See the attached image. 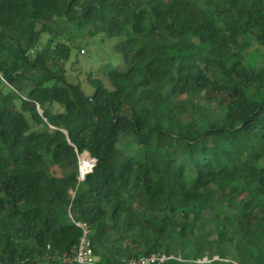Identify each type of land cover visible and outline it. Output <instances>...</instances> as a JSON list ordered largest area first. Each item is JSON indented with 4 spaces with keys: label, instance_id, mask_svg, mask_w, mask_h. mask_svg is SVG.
Wrapping results in <instances>:
<instances>
[{
    "label": "trees",
    "instance_id": "obj_1",
    "mask_svg": "<svg viewBox=\"0 0 264 264\" xmlns=\"http://www.w3.org/2000/svg\"><path fill=\"white\" fill-rule=\"evenodd\" d=\"M68 30L119 38L125 66L90 95ZM259 57L264 0H0V264H80L70 213L93 264H264Z\"/></svg>",
    "mask_w": 264,
    "mask_h": 264
},
{
    "label": "rangeland",
    "instance_id": "obj_2",
    "mask_svg": "<svg viewBox=\"0 0 264 264\" xmlns=\"http://www.w3.org/2000/svg\"><path fill=\"white\" fill-rule=\"evenodd\" d=\"M76 32V31H75ZM72 33L69 30L65 33L67 40L72 48L70 58L65 62L66 77L71 83H80L86 94L90 95L94 92V87L88 82V76L92 73L93 76L103 78L106 80V72L110 69L118 68L123 69L125 66L121 54L115 49V44L118 42V37H110L106 34H98L92 37L89 34L82 35L83 31ZM70 34L73 36H70ZM44 36V41L46 40ZM250 48L247 54L252 50ZM247 62V61H246ZM255 67L264 65V59H255ZM106 82V81H105ZM107 83V82H106ZM53 111L63 112L65 107L62 104L54 103ZM26 116L30 123H34L33 117L30 112H26ZM80 157H78V170L80 172ZM82 163V162H81ZM68 165L60 167L61 164H49L50 172L55 175L64 176L75 168ZM249 235L247 243L258 245V240L255 236V228H249ZM234 255L227 254V261H236ZM207 258V257H205ZM204 258V259H205ZM216 259L222 261L220 254L216 255ZM202 259V261L204 260ZM208 261H210L207 258Z\"/></svg>",
    "mask_w": 264,
    "mask_h": 264
},
{
    "label": "built area",
    "instance_id": "obj_3",
    "mask_svg": "<svg viewBox=\"0 0 264 264\" xmlns=\"http://www.w3.org/2000/svg\"><path fill=\"white\" fill-rule=\"evenodd\" d=\"M91 158L92 157L89 154V159H91ZM92 159L94 160L93 165L90 167V169L86 173L81 172V169H80L79 176H78L79 181L84 180L86 178V174L88 172H90L92 170L93 166L95 165L96 159H94V158H92ZM70 193H71L72 199H74L75 194H76V190H71ZM69 215H70V218L72 219V221L77 226L81 227L83 230V235L80 238L79 243L75 248V257H74L75 261L80 263V264H93V263H95L98 258L96 257V255L94 253L93 245H92V242L89 238L88 224L86 222L76 220L74 218V216L72 215V213H70ZM174 258H176L178 260H182L180 257H178L176 255H173V254L169 255L165 252H161V253H152L150 255H143V256L139 257L138 259L133 258L132 260H130V263L131 264H156V263L161 264V263L166 262L167 260L174 259ZM199 261L200 262H207L208 260H207V258H205L203 261L202 260H199Z\"/></svg>",
    "mask_w": 264,
    "mask_h": 264
},
{
    "label": "bare ground",
    "instance_id": "obj_4",
    "mask_svg": "<svg viewBox=\"0 0 264 264\" xmlns=\"http://www.w3.org/2000/svg\"><path fill=\"white\" fill-rule=\"evenodd\" d=\"M85 153H87V152H85ZM88 154V153H87ZM83 158H85V159H88V163H90V167L93 165V162H92V160H91V162H90V160H89V154H88V157L86 158V157H83ZM82 161L80 160V169H81V172H84V173H86L89 169H90V167L88 168V163H81Z\"/></svg>",
    "mask_w": 264,
    "mask_h": 264
},
{
    "label": "water",
    "instance_id": "obj_5",
    "mask_svg": "<svg viewBox=\"0 0 264 264\" xmlns=\"http://www.w3.org/2000/svg\"><path fill=\"white\" fill-rule=\"evenodd\" d=\"M87 153H89V152H87ZM92 171V170H91Z\"/></svg>",
    "mask_w": 264,
    "mask_h": 264
}]
</instances>
